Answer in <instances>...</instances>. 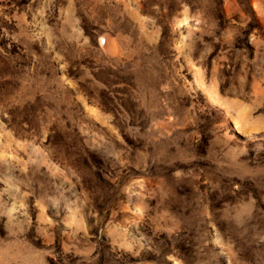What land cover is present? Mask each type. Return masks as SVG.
Wrapping results in <instances>:
<instances>
[{
	"label": "rangeland",
	"instance_id": "1",
	"mask_svg": "<svg viewBox=\"0 0 264 264\" xmlns=\"http://www.w3.org/2000/svg\"><path fill=\"white\" fill-rule=\"evenodd\" d=\"M0 264H264V0H0Z\"/></svg>",
	"mask_w": 264,
	"mask_h": 264
}]
</instances>
